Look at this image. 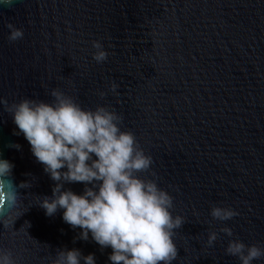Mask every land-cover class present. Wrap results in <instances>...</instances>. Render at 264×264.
<instances>
[{
  "label": "water",
  "instance_id": "95a60500",
  "mask_svg": "<svg viewBox=\"0 0 264 264\" xmlns=\"http://www.w3.org/2000/svg\"><path fill=\"white\" fill-rule=\"evenodd\" d=\"M8 24L23 38L9 41ZM94 41L108 52L103 63L93 59ZM53 88L85 108L111 106L152 157L139 175L154 172L174 197L173 214L186 217L172 264H240L225 253L230 239L264 247V0L0 2V97L51 102ZM14 130L0 105V158L14 164L15 185L30 184L17 187L19 207L0 216V251L15 264H54L61 249L76 248L111 264L112 249L78 239L62 209L45 215L38 204L54 181ZM64 187L84 190L82 182ZM214 205L239 215L213 219Z\"/></svg>",
  "mask_w": 264,
  "mask_h": 264
},
{
  "label": "clouds",
  "instance_id": "9594fccd",
  "mask_svg": "<svg viewBox=\"0 0 264 264\" xmlns=\"http://www.w3.org/2000/svg\"><path fill=\"white\" fill-rule=\"evenodd\" d=\"M11 5L13 0H0ZM9 41L23 38L22 29L8 24ZM93 59L103 63L108 58L99 41L93 42ZM114 80L109 90L118 95ZM107 93L99 92L101 98ZM51 102L23 98L9 102L0 97V105L11 114L16 125L14 135H23L36 161L43 165L54 186L52 195L44 196L39 206L45 215L63 210L62 219L81 231L78 239L89 237L100 248H111V264H172L177 256L176 230L186 223V217L173 214L174 197L152 178H142L148 172L152 157L140 147L134 133L121 129L123 117L111 106L83 107L73 96L60 88L50 91ZM17 150L18 143L9 145ZM14 164L0 158V216L19 207L17 187H30L28 182L13 183ZM82 182L84 190L77 194L65 184ZM239 215L231 207L214 205L210 216L220 221ZM233 235L230 227L221 229ZM217 233H209L207 245L212 246ZM227 255L238 258L240 264H253L264 257L260 244L247 245L230 239ZM0 264H15L10 252L0 251ZM54 264H96L95 255H83L79 249H61Z\"/></svg>",
  "mask_w": 264,
  "mask_h": 264
}]
</instances>
